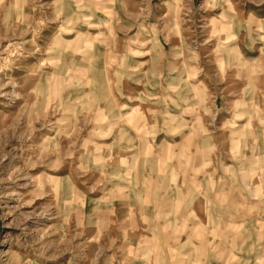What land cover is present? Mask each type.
Listing matches in <instances>:
<instances>
[{
    "label": "rangeland",
    "instance_id": "rangeland-1",
    "mask_svg": "<svg viewBox=\"0 0 264 264\" xmlns=\"http://www.w3.org/2000/svg\"><path fill=\"white\" fill-rule=\"evenodd\" d=\"M0 264H264V0H0Z\"/></svg>",
    "mask_w": 264,
    "mask_h": 264
}]
</instances>
